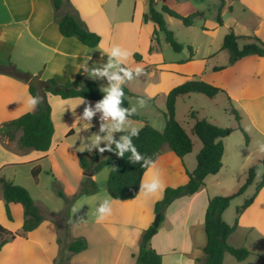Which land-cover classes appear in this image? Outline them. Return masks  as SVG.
Wrapping results in <instances>:
<instances>
[{
    "label": "crops",
    "instance_id": "crops-1",
    "mask_svg": "<svg viewBox=\"0 0 264 264\" xmlns=\"http://www.w3.org/2000/svg\"><path fill=\"white\" fill-rule=\"evenodd\" d=\"M68 1H65L57 13L53 0H0V62H12L22 71L33 76L39 75L41 81L54 78L60 84L81 74L83 78L95 81L101 89L108 85L107 78L93 79L84 68L88 66L91 69L94 65L106 63V50L118 45L132 53L124 66L134 67L140 64L147 77L142 75L143 83L138 84L134 80L126 84L132 94L128 97L129 107L133 95H138L141 90L162 95L166 105L171 89L191 79H202L225 88L226 83L222 79L223 83L217 81L219 76L210 78L211 74L222 71L217 66L206 72L182 75L172 70L165 61L152 60L158 49L150 52L156 24L144 21V14L149 8L148 0ZM161 1L156 0L158 10ZM218 11L222 15L223 23L220 26L225 28L224 35L232 28L238 36L254 37L249 35L253 33L264 41V0H223ZM68 12L77 15L89 31L100 36L96 47H88L78 38L64 37L60 33L59 15ZM211 45L212 41L208 45L209 49ZM135 53L141 54V61L134 58ZM241 60L245 61L244 74L258 69L260 76H264V57L248 56L239 61ZM233 67V70L236 69ZM156 71L172 76L162 79L161 85L156 86ZM29 94L27 82L0 73V124L36 111L37 106L29 109L26 104ZM182 98L184 97L178 98L176 109ZM229 98L236 103L235 108L241 117L240 126L249 136V141L237 129V121L235 125H225L224 121L215 117H200L236 130L223 138L225 152L221 170L207 176L204 186L196 193L177 198L166 209L165 219L151 239L152 247L162 255V264H170L177 257L183 259V264H196V258L202 255L207 241L205 214L209 199L235 192L244 183L249 167L264 160L261 155V149H264V85L256 91L230 95ZM47 99L54 125L49 150L19 149L17 146L8 149L0 141V176L28 189L44 216L37 228L0 248V264H55V260L64 251L67 252L71 240L79 237L86 239L87 247L78 253L68 252L70 264H137L142 233L154 222L155 203L163 198L165 190L147 199L136 196L133 199L118 200L112 198L107 191L108 179L100 184L99 173H95L93 179L98 184V191L81 195L73 201L69 211V219L73 222H69V231L62 238L59 218L64 216L65 207L63 204L50 205V202H54L51 201L52 193L57 182L66 189L67 198H71L79 190L83 178L79 155L88 151L76 146L77 135L86 136L87 141L83 146L87 147V142L93 140V135L99 132L100 114H96L91 124L77 119L82 116L86 105L90 103L94 106L96 100L62 98L50 93L47 94ZM83 100L85 103L81 104ZM177 120L181 123L178 118ZM194 123L195 120L187 128L181 124L190 131ZM193 137L197 136H192L193 151L183 158L166 147L155 160L162 172L165 189L185 185L189 180L188 172L196 169L197 154L202 143ZM262 167L264 165L260 164L259 168ZM34 168H40L37 181L32 175ZM110 172L111 170L109 174ZM263 176L264 169L259 179L256 177L254 183L240 196L246 199L252 197ZM106 198L112 200V215L97 223L95 209ZM233 201L223 213V219L228 224L234 225L237 221V228L229 236L228 243L234 247H245L252 254L238 261L232 254L226 253L223 264H260L264 259V187L240 215H237L240 203L233 204ZM73 208L78 211L73 213ZM10 210L11 219L6 213V201L0 196V224L10 231H21L24 206L21 203H10Z\"/></svg>",
    "mask_w": 264,
    "mask_h": 264
},
{
    "label": "trees",
    "instance_id": "trees-1",
    "mask_svg": "<svg viewBox=\"0 0 264 264\" xmlns=\"http://www.w3.org/2000/svg\"><path fill=\"white\" fill-rule=\"evenodd\" d=\"M65 1L69 2L68 0H53L57 13H59ZM148 1L149 8L144 14V21H152L156 24V29L152 35L153 44L150 47V52L156 50V46L159 44V32L165 33V40L175 52H181L183 45L178 42L174 32L168 28L164 14L178 18L185 26L191 27L198 20L204 18V13L195 11L184 16L167 6L164 0L161 10L157 9L156 0ZM58 23L60 33L64 37H76L84 45L91 48L96 47L100 42V36L89 31L74 13L68 12L64 15H59ZM218 23L220 25L223 23L220 11ZM241 39H249L250 41L240 48L239 41ZM189 49L193 56L192 47L189 46ZM222 49L230 52V60L233 63L248 56L264 57L263 40L258 37L238 36L232 28L224 36ZM134 58L137 61H141L142 56L139 53H135ZM0 73L24 80L28 83L32 96L41 98L36 111L25 113L18 118L0 124V141L4 145H11L12 142H16V146L19 149L49 150L54 133V125L51 119V106L47 99L48 93L59 95L62 98L81 97L96 101L103 98V93L97 83L83 78L81 74L64 84H60L54 78H49L41 81L40 87L36 88L29 84V80L33 75L18 69L12 62L6 64L0 62ZM123 91L125 94L123 106L129 107L128 97L132 94L126 85L123 87ZM222 91H224L222 88L202 79H191L174 87L168 93L166 99V111L164 112L166 125L164 130H157L149 123H145L140 129L139 136L133 138V143L138 151L143 155L152 157L154 160L166 147L180 158L191 153L194 147L192 136H197L202 143V148L197 154V167L193 172H188V182L178 187H167L163 198L155 203V215H160V223L158 226L152 223L142 233L137 264H162V255L152 247L151 239L158 232L161 223L164 221L166 209L177 198L196 193L204 186L207 176L217 174L221 170L225 152L223 138L236 130L231 127L217 125L206 118H200L192 111L190 114L195 119V123L190 131H187L176 118L177 100L193 93L202 94L213 99ZM230 111L238 123L237 129L242 132L248 142L249 136L240 126L241 117L239 112L232 105ZM130 119L138 120L140 117L136 114L131 116ZM124 134L126 133H117L115 137L118 139L119 135ZM101 147H104V144ZM129 156L130 153H125L124 157L120 158L114 152L108 151L100 154L95 149L79 155V163L84 172L79 190L71 198H67L61 189L57 191L58 195L67 201V205L64 208L67 233L70 221L69 211L73 201L81 195H89L98 191V184L93 179V175L101 171L105 166H111L107 181V191L112 198L128 200L137 196L145 170L141 168L140 164L130 163L128 160ZM260 164L264 165V160L257 161L249 167L244 183L235 192L229 195H216L209 199L205 214L207 241L202 249V255L196 258V264H223L226 253L232 254L238 261H242L252 254L245 247H234L228 243L229 236L237 228V221L234 225L228 224L223 219V213L236 197L242 195L254 183ZM39 173L40 168L33 169L32 175L35 181H37ZM59 187V183L56 184V188ZM263 187L264 176L258 183L254 195L246 199L244 204L237 208V215L242 214L253 203ZM0 196L6 201V213L10 219L12 218L10 203H21L24 206V224L21 231L13 232L0 224L1 248L5 243L17 237L25 236L27 232L37 228L44 220V216L40 208L35 204L28 189L8 181L3 176H0ZM86 247L87 241L85 238L72 239L67 247V253H62L55 260V264H70L68 252L78 253L86 249ZM260 264H264V259H262Z\"/></svg>",
    "mask_w": 264,
    "mask_h": 264
},
{
    "label": "rangeland",
    "instance_id": "rangeland-1",
    "mask_svg": "<svg viewBox=\"0 0 264 264\" xmlns=\"http://www.w3.org/2000/svg\"><path fill=\"white\" fill-rule=\"evenodd\" d=\"M162 1L158 4V8L160 10L164 3ZM221 1L223 0H165V4L167 6L177 11L181 15L186 16L195 11H202L204 12V18L199 20L194 26L187 27L180 19L165 14V20L167 22L168 28L174 32L178 42L183 45V49L181 52H175L165 40V33L160 32L159 48L156 46V49L158 50H156L155 57H153L152 60L155 61L159 59L160 62L165 61L167 65L171 66L172 70L178 71V73H181L182 75H191V73H200L202 71L206 72L211 70L213 66H217L222 71L218 74H211L210 72V78L219 76V80L217 81H219V83H226L224 86L225 88H223L224 91L219 93L213 99H210L202 94L193 93L194 95L190 94L189 97L185 96L179 101L176 109V118H178L186 128L189 125H192L195 120L190 115L192 111H194L198 117H215L224 121L225 125H231L232 123L235 125L236 119L234 115L231 114L230 110L231 105L236 107V103L233 99L229 100V96L238 95V93L256 91L258 88H261L264 85V76H260L258 69L250 70V74H244L245 61L238 60V63L231 62L230 52L226 49H222L225 28H221L220 24L218 23V7L220 6ZM249 35L258 37L253 33ZM210 41H212V47L209 49L208 45ZM249 41V39H241L239 41V47H243V45ZM189 46H191L193 49V56L191 55ZM233 66H235L236 69L233 70ZM171 76L172 75L170 74H164L156 71L154 73V83L156 86H160L162 79L169 78ZM144 78H147L146 75ZM150 78L151 77H149V79ZM142 81V76L135 80L137 83H143ZM133 96L134 97L130 102L131 106L136 104L139 98L146 99L147 106L138 110L137 115H139L140 119H130L132 126L139 128L144 123H149L157 130L165 128L166 120L164 117V112L166 111V105H164L163 96H157V94L145 92L144 90H141L138 95ZM93 136L95 138V135ZM85 139L86 136L77 135L76 146L79 149H86V147L83 146V143L87 141ZM193 139L200 142V139L197 137H193ZM4 146L8 149H14L16 142H12L11 145L8 144ZM109 170H111V167L107 165L98 172V182L100 184L104 183V181H107ZM58 183L60 187L53 190V197L51 198V201L54 202H50V205L54 206L56 204H63L64 207H66L67 201L60 197L57 192L58 189H61L65 193L66 189L64 190V187L60 182H57L56 184ZM245 199V197H237L236 200L238 201H233L235 202L233 204L239 202V205L241 206L244 204ZM232 210H235V208ZM59 220L60 236L64 238V235L67 233V222L64 216H61ZM64 253L66 254L67 252L64 251L63 254Z\"/></svg>",
    "mask_w": 264,
    "mask_h": 264
},
{
    "label": "clouds",
    "instance_id": "clouds-1",
    "mask_svg": "<svg viewBox=\"0 0 264 264\" xmlns=\"http://www.w3.org/2000/svg\"><path fill=\"white\" fill-rule=\"evenodd\" d=\"M106 54L108 57L106 63H101L98 66L94 65L91 69L88 66L84 68L89 77L93 79L106 77L108 80V85L101 87L103 98L97 101L94 106L88 103L82 116L77 118L91 124L96 114H100L99 132L94 134V140L87 142L86 150L91 152L95 149L100 154L106 151L114 152L120 158H123L125 153H130L129 162L140 164L141 168L145 170L140 181L138 198L147 199L157 196L165 190L162 172L158 168L157 162L152 157L141 154L133 143V138L139 136L140 129L132 126L129 119L131 116L136 115L139 109L147 106V100L139 98L136 104L131 107L123 106L125 95L123 87L145 75V69L140 64H136L134 67L124 66L132 53L118 45L107 49ZM40 102L41 98L39 96H32L31 94L26 99L29 109H34ZM82 103H85V101L83 100ZM116 133L126 134L119 135L117 139L114 135ZM101 144H104V147H101ZM261 155L264 156V149H261ZM262 169L264 167L257 170L258 179L262 175ZM77 211L76 208H73V213ZM112 211V200L110 198L100 202L95 209L97 223L103 222L111 216ZM69 222L72 223L73 221ZM170 264H183V259L177 257Z\"/></svg>",
    "mask_w": 264,
    "mask_h": 264
},
{
    "label": "water",
    "instance_id": "water-1",
    "mask_svg": "<svg viewBox=\"0 0 264 264\" xmlns=\"http://www.w3.org/2000/svg\"><path fill=\"white\" fill-rule=\"evenodd\" d=\"M29 84L33 85L36 88L40 87L41 84V80H40V76L39 75H34L30 80H29ZM160 223V215H156L155 220L153 222V224L155 226H158Z\"/></svg>",
    "mask_w": 264,
    "mask_h": 264
}]
</instances>
